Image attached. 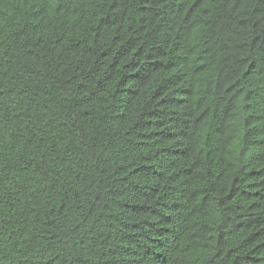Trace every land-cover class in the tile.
I'll return each instance as SVG.
<instances>
[{
    "label": "trees",
    "instance_id": "16d2710c",
    "mask_svg": "<svg viewBox=\"0 0 264 264\" xmlns=\"http://www.w3.org/2000/svg\"><path fill=\"white\" fill-rule=\"evenodd\" d=\"M0 264H264V0H0Z\"/></svg>",
    "mask_w": 264,
    "mask_h": 264
}]
</instances>
